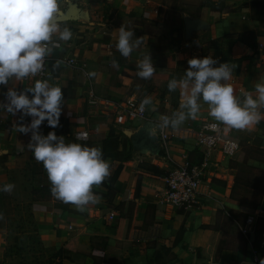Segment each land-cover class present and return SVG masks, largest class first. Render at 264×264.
I'll return each mask as SVG.
<instances>
[{
  "label": "crops",
  "instance_id": "obj_1",
  "mask_svg": "<svg viewBox=\"0 0 264 264\" xmlns=\"http://www.w3.org/2000/svg\"><path fill=\"white\" fill-rule=\"evenodd\" d=\"M59 9L57 22L69 27L73 36L67 42L60 41L61 46L49 55L48 79L62 87L63 103L59 126L50 128L45 121L39 132L46 135L54 131L75 140L73 133L86 129L89 139L80 143L99 146L115 176L109 188L98 185L105 191L98 195L97 203L82 211L52 194L35 197L34 185H50L46 172L27 148L30 133L16 131L20 114L0 108V186L14 185L10 193L0 191V201L7 198L29 207L43 245L50 242V246L60 248L74 239L76 244L88 247L99 236L110 248L132 241L133 247L141 249L131 259L124 257L126 264H252L253 250L264 246V177L262 187L255 189L243 182L242 176L253 171L264 175V161L247 156L242 162L240 153L228 157L218 149L211 151L205 156L207 166L198 189V206L159 212L155 202L163 191L162 177L167 169L181 163L184 156L194 164L204 158L203 149L196 146L195 130L200 121L214 120L207 105L202 103L195 119L168 128L171 138L164 153L158 147L152 121L178 108L179 90L173 99L151 97V122L117 123L115 113L101 102L138 95L132 91L133 75L138 60L146 52L150 55L156 40L154 33L143 28L151 24H170L166 39L176 37L180 24L188 38L208 40V56H213L217 64L228 62L233 66L227 83L235 95L243 99L242 93L247 91L254 96L255 83L264 80V0H59ZM122 25L133 29L134 37L147 38L145 45L127 58L115 48V30ZM57 60L61 63L54 66ZM154 68L155 72L171 73L174 67ZM89 72L96 75L89 77ZM33 82L11 79L8 85H0V103L7 102L9 87L20 91ZM91 95L97 106L91 104ZM30 119L25 117L22 122L27 124ZM224 131L239 145L249 143L250 150H255L252 142L259 136L264 138V120L244 130L224 125ZM260 146L264 148V140ZM122 196L128 198L122 200ZM247 215L254 218V223L246 225L249 232L244 233ZM158 248L164 250L163 257L157 254ZM117 262H122L120 257Z\"/></svg>",
  "mask_w": 264,
  "mask_h": 264
},
{
  "label": "clouds",
  "instance_id": "obj_2",
  "mask_svg": "<svg viewBox=\"0 0 264 264\" xmlns=\"http://www.w3.org/2000/svg\"><path fill=\"white\" fill-rule=\"evenodd\" d=\"M59 10V0H0V85H8L11 79L22 81L36 77L44 69L45 58L61 46L60 41L71 40L73 33L69 27L57 22ZM115 31V48L122 57H129L146 43L147 38L134 37L131 28L122 25ZM60 63L57 60L54 66ZM187 64L182 76H173L167 82L169 92L179 90V105L171 115L160 116V129L177 128L187 119H195L202 103L207 105L215 121L230 128L251 129L264 120V80L255 83L254 96L244 91L241 99L227 83L233 73V66L228 62L217 64L209 55L190 58ZM113 66L118 67L116 61ZM155 71L149 53H144L136 64L135 75L147 80ZM87 75L94 77L96 73ZM5 96L7 102L0 103V108L12 115L20 114L16 131L30 133L27 148L42 163L52 195L81 211L97 203L99 197L92 189L104 181L110 170L101 148L66 142L54 131L46 135L39 132V126L45 121L50 128L59 126L62 87L46 78L35 79L32 86L20 91L9 87ZM146 106L149 110L154 107L150 96L141 100L139 110L144 111ZM25 117L31 118L27 124L22 122ZM13 188V184L7 183L0 186V191L10 193Z\"/></svg>",
  "mask_w": 264,
  "mask_h": 264
},
{
  "label": "rangeland",
  "instance_id": "obj_3",
  "mask_svg": "<svg viewBox=\"0 0 264 264\" xmlns=\"http://www.w3.org/2000/svg\"><path fill=\"white\" fill-rule=\"evenodd\" d=\"M170 27V24L168 26L163 24L143 26L144 29L156 35L150 53L153 66L171 65L174 68L171 73L154 72L152 77L147 80L134 74L135 87H132V91L138 95L150 96L154 100H161L165 96L173 99L176 91H168V80L173 76L179 78L183 75L184 70L188 67V59L208 56V53L205 52L209 46L208 40L194 41L188 38L184 35L180 24H178L176 37L166 39L165 35H169L168 28ZM261 72L264 73V65L261 67ZM65 140L66 142L80 143L73 139ZM263 140L264 138L259 136L252 142L255 150H250L249 143H240V149L237 152L240 153L239 159L244 162L246 157L250 156L253 159L264 161V148L260 146ZM80 144L87 145V143ZM243 174V182L247 185L253 186L255 189L262 187L264 177L262 173L253 171ZM105 179L108 180V186H111L113 177ZM100 185H103V182ZM98 189H101L100 186H94L92 190L97 195H101L105 191L101 189L102 192H99ZM32 194L35 197H48L52 194L50 185H34ZM0 202V217H2L0 218V229L3 236V244L0 246V264H126L123 262L124 257L131 259L141 250L133 247L132 241H122L116 248H110L106 240L99 236L94 237L92 246L88 247L76 244L74 239H70L66 245L60 248L50 246V242L43 245L36 234V228L29 216L27 205L14 203L7 198ZM143 252L147 255L148 262L147 249H144ZM157 254H160L161 257L165 255L164 250L159 248ZM119 257L122 262H117Z\"/></svg>",
  "mask_w": 264,
  "mask_h": 264
},
{
  "label": "built area",
  "instance_id": "obj_4",
  "mask_svg": "<svg viewBox=\"0 0 264 264\" xmlns=\"http://www.w3.org/2000/svg\"><path fill=\"white\" fill-rule=\"evenodd\" d=\"M72 62V60H68ZM49 56L45 58L44 69L37 74L36 77H28L23 81L35 79H48ZM144 96L134 95L133 93L121 101L102 100L101 104L105 109L110 108L115 113V121L117 123H126L133 121H148L150 116L148 114V106L144 111L139 110V105ZM91 104L97 106L96 98L90 96ZM160 120H153L152 125L157 138L158 147L166 153L168 150L169 140L171 138V131L168 128L160 129L158 127ZM151 122V120H149ZM215 125V127H212ZM73 138L79 142H86L89 139L88 131L86 129H79L73 133ZM196 146L204 151V158L198 164L191 163L189 159L184 156L181 163L170 166L162 179L164 182L163 191L159 193L158 199L155 202L156 210L165 212L168 209H188L190 207L198 206V189L207 166L206 157L211 151L220 150L225 156L232 157L239 150V143L234 138L230 137L224 131V125L215 120H202L195 130ZM122 200H126L128 196H122ZM110 213L109 217H112ZM254 218L247 215L245 219V228L243 232H249L246 225H253ZM71 229V227H68ZM264 260V246L259 249H254L251 256L252 264H261Z\"/></svg>",
  "mask_w": 264,
  "mask_h": 264
},
{
  "label": "trees",
  "instance_id": "obj_5",
  "mask_svg": "<svg viewBox=\"0 0 264 264\" xmlns=\"http://www.w3.org/2000/svg\"><path fill=\"white\" fill-rule=\"evenodd\" d=\"M110 170H111V169H110ZM110 170H109V175H108L107 177L112 176V177L114 178V176H115V171H114V172H113V171L111 172ZM164 174H165V173H164ZM164 174H163V175H164ZM103 184H104V186H106L107 188L110 187V186H108V180H106V179H104ZM29 216H30V215H29Z\"/></svg>",
  "mask_w": 264,
  "mask_h": 264
}]
</instances>
